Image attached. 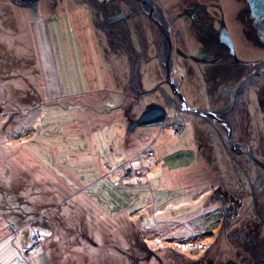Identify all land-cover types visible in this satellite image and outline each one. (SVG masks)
<instances>
[{
    "label": "rangeland",
    "instance_id": "obj_1",
    "mask_svg": "<svg viewBox=\"0 0 264 264\" xmlns=\"http://www.w3.org/2000/svg\"><path fill=\"white\" fill-rule=\"evenodd\" d=\"M124 1L125 3L122 5L120 0H104L103 2L98 0H0V55L4 62H9L12 72L15 69L22 74H25L28 68V70H31L33 67H38L37 56L33 55L28 44H24L23 38L28 36L29 27L31 26L29 23H34L39 18L44 20V17H46L47 22L52 25L51 31H54V26H58L61 22L54 21L57 19L51 17L56 13L59 15L60 8L63 5L67 7L76 6L77 8L88 7L91 11V17H93L90 26H94L95 37L98 35L97 39L109 40L108 47L106 46L105 49V52L109 51V53H104V55L107 57L112 56L114 54L112 49L116 48L115 50H119L121 53L120 60L124 62L128 58V64H131L129 91L126 93L125 100H123V107L128 115L127 132L134 133L137 130H142V133H144L155 130L159 135L160 131H163L156 143L161 144L163 142L162 145L164 146V149H161L160 152L158 144L152 147L150 145L144 147L141 151V157L136 160L138 162L136 168H129L125 164L119 170L107 168L105 173L103 168L106 167L102 168V165L110 161L111 155L92 154L95 151L94 144H91V141L88 140L84 124L83 127L76 128L71 133L60 134L61 137L45 140L36 139V135H39L35 127L40 119V107L29 104L30 102L27 100H24L23 104V99L21 100L23 95L20 92L18 93L20 100L17 99L19 102L11 105L10 101L4 99V96L0 93V217L4 220L3 222H6V219H3L4 217H9V220H12L15 214L19 213L21 215L18 218V226H12L16 239L12 238L13 243L9 240V246L7 248L3 246L0 249V259L2 261H6L5 254L10 256V254L12 255L10 250H14L16 254L20 255L22 263L23 258L30 257L28 259L31 262L30 264L42 262V259L37 260L40 256H43L44 262L42 264H192V261H188L178 252L182 250V253L191 254V256L193 254L192 258L198 259L197 255L207 251L208 246H211L214 242V235H209L207 231L214 229V222H211V220L214 219V216L217 217L215 213L218 212L220 199L217 196L218 184L223 182L220 178H223L226 186H230L229 189L223 191L225 195H236L238 190L242 193V188L239 186V189L235 191L237 188H234L232 183L235 176L242 177V175L240 176V170L235 167L237 164L235 161L240 165L241 159L235 158L225 139H218L219 131L216 129L213 132L217 127H210L209 125L213 124L211 121L193 115L195 120L189 122L191 124L188 130L190 129L195 134V148L193 147V150L195 149L200 155L198 161H196L197 163H188L189 157L180 155L183 153V150L182 152L180 150L182 146L175 145L172 149L170 147L174 140L176 143L179 142L178 139L186 126V122L180 119L179 116V121L172 118L167 126L165 125L169 131L161 127H139L129 130V123L135 121L150 105L166 106L169 101L176 109H180V107L178 101L172 95L170 87L165 82L166 69L164 62L167 54L160 58L158 53V50L163 49L162 44L165 45L166 40L163 39L161 42L154 35L157 41L154 43L149 39V36L153 34L146 28L142 27V32L137 31L139 27L136 26L138 23L140 25V22L139 18L134 16L136 10H139L135 4L136 0ZM155 1L167 11L170 19H176L182 9L194 5L196 2L208 4L214 1L223 10V17L226 19L225 28L229 31L234 42L231 43L235 44L239 56L241 55L243 60L245 59V65L246 61L251 62L247 57L256 61L261 59L264 54L263 51H259L260 47L253 45V43L255 44L254 41L252 43L250 40H246L248 38L246 35L245 39L238 35V27L241 25L232 14L235 3L238 8H241L237 0ZM117 9L120 13L116 11ZM208 11L212 13V10L209 9ZM62 14L59 16H63ZM117 14H120L119 22L122 21V23L108 25V21L118 17ZM65 15L62 18L67 20ZM125 19L127 20L124 21ZM141 22L142 26H147L150 30L147 20L143 19ZM180 27L184 28L183 32L187 35L184 43L186 47L180 40H175L176 33H172L170 39L173 47L171 53L173 80L182 96H185L184 99L187 105L194 108L195 106L202 107V104H205L209 108H214L212 106L214 98L207 99V101L205 98L200 99V91L204 90V87L206 88L204 79L207 76L210 78V75H207L208 72L205 71L208 67L205 64H191L189 67L186 62L187 59L184 58V60L177 54V50L189 49L193 55H197L196 53L200 51V45L193 38L194 33L190 30V27L187 24L184 25L183 22H179L174 30L177 31V28ZM218 27L220 26L216 24V28ZM63 30L58 34L52 32L50 35L49 43L52 48L50 61L56 66L63 89L65 88V91H68L70 87L67 86V82L73 80V93L81 92L86 89L85 67L81 59L75 55V52L69 55L62 50H58V46H62L65 37L72 32L69 28ZM9 35L12 36V42L6 43L2 36ZM69 44H71L70 39L65 42L66 49H68L66 46ZM159 46H161L160 49H158ZM6 49L14 50V54L8 55L5 52ZM108 54L110 55L108 56ZM163 55L160 54V56ZM187 67L190 72L195 70L196 74L190 76ZM7 77L6 73L0 75V79H6ZM4 79L0 81L5 82ZM14 79V82L12 79L11 81L17 86L19 80L16 79V76ZM0 87L2 88V86ZM77 87L78 89H76ZM208 88L210 90L213 88L214 90L219 89L213 83H210ZM152 90L155 91L150 94L149 91ZM164 94L165 96H163ZM16 95L14 92V98L12 99L15 100ZM96 97L101 100L99 96ZM75 101L76 99H73V103ZM101 103H97L92 107V110L83 106L85 113L82 118L84 119L88 114L94 115L98 120L103 118L105 114L102 112ZM80 109L74 107L73 112ZM44 110L47 115L45 122L55 123L53 121L57 111H51L48 114V109ZM53 110L55 109L53 108ZM201 111L209 112V110ZM70 113V111H67L64 114L65 116L62 119L60 117L56 122L65 124L70 123L72 119L73 123L78 122L77 115L73 113V118H71L69 117ZM179 114H181L180 110ZM2 118L4 119L1 122ZM169 124H171L170 128L168 127ZM101 130L95 134L94 143H98L96 149L104 152V142L99 144V141H102L109 134L105 131L108 129ZM47 145H54L57 152H46L45 147ZM161 153L164 155L162 163L160 161ZM153 154L155 155L153 156ZM43 165L53 168L52 172L56 173L57 177L65 180L70 186L69 194L65 196L67 197L66 201H62L67 191L66 188L60 186L43 187L39 183V179L36 177L43 171ZM120 170L121 172H119ZM69 175L73 177V181L68 178ZM112 175L113 178H111ZM176 179H181L182 182ZM128 181L134 182L133 186L136 184L132 188H134L133 192L137 194L132 196V202L128 204L126 201L127 205L122 207L123 197L118 198V196L123 195L121 187L128 184ZM173 184L175 186H172ZM125 186L123 188L126 189ZM179 187L192 191L179 189ZM246 189L244 190L246 191ZM48 190L52 191L49 192ZM191 195L193 196L191 197ZM193 198L194 200H191ZM88 200L96 203L105 212H107L111 201L114 200V205L121 207L116 215L111 218V221L106 222L107 225L109 224V229L104 234L95 230V227L96 229L101 228V222L99 221L101 215L98 219L97 212H94L95 216L93 215L92 210L97 208L92 209L90 203H86ZM195 200H197L199 216L197 212L192 213L191 203H195ZM163 204H165V207L157 213V218L172 217L178 221H188L187 228L176 227L181 232L172 237L175 239L177 236L185 234V232L188 234V239L185 240L187 242L181 241L182 243L179 245L181 250L177 253L167 248L172 246L173 243L169 239V232L160 229L162 223H159V228L156 229L154 227L148 229V227L145 228L143 225L141 227L138 224L137 215L140 211L147 210L151 212L154 209L156 211ZM184 213L188 214L184 215ZM194 215L198 216L194 217L196 220L189 218ZM201 223L207 225L206 229L204 228L205 230L202 229L203 224ZM4 227L6 228V226ZM92 229L93 233H91ZM34 234L43 237L44 241L40 248L35 250L34 254H27V250L30 248V238ZM14 243H17L15 248H13ZM199 244L204 245L203 249L196 248ZM212 247L209 254L215 253V250H217V246L215 247L214 244ZM37 256L39 257L36 258ZM28 260L25 261L28 262ZM27 262L24 264H28ZM215 263L224 264L225 260H216Z\"/></svg>",
    "mask_w": 264,
    "mask_h": 264
},
{
    "label": "flooded vegetation",
    "instance_id": "obj_2",
    "mask_svg": "<svg viewBox=\"0 0 264 264\" xmlns=\"http://www.w3.org/2000/svg\"><path fill=\"white\" fill-rule=\"evenodd\" d=\"M120 2L122 5L125 3L124 0ZM237 2L241 8H238L235 3L232 14L241 25L238 27V35L244 39L245 35L248 38L252 37L246 40L252 43L254 41L253 45L260 47L259 51L264 52V41H260L252 25L255 18H249L251 15L249 3L247 0H237ZM135 4L139 10H136L134 16L139 18L141 25L137 24L136 27H139L137 31L142 32V27L146 28L153 34L149 36V39L154 43L157 42L154 35L161 42L163 39L168 41V43L165 42L166 46L162 44V50L161 46L158 48L160 58L173 52L170 38L174 32L175 40H180L185 46L187 35L183 32L184 28L174 30L179 22L187 24L193 31V38L199 43L200 51H196L197 55H193L189 49L177 50V54L187 59L189 67L191 64H205L208 67L205 71L209 73L207 75H210V78L207 76L204 79L206 88L200 91V99L205 98L207 101L214 98L212 105L214 108H209L202 103V107L194 108L209 110L213 118L203 119L214 124V126L209 125L210 127H217L213 132L216 129L219 131L218 139H225L235 158L241 159L240 165L235 161L237 163L235 167L240 170L242 179L237 175L232 179V183L234 188H237L235 191L240 186L242 193L238 190L236 195L232 194L233 197L225 195L223 191L230 186H226L223 178H220L223 182L218 184L217 196L220 199L218 212L215 213L217 217L214 216L211 220L214 222V229L207 231L209 235H214V242L208 246L207 251L197 255L198 259H188V261H192V264H216V260H225L224 264H264V54L256 61L247 57L251 62L246 61L245 65V59L239 56L235 44L229 48V45L223 42L224 33H226L230 41L234 43L229 31L225 28L226 19L223 17V10L214 1L208 4L196 2L182 9L176 19H170L167 11L155 0H136ZM175 8L177 9L178 6ZM209 9L212 13L208 11ZM116 11L120 13L118 9ZM117 15L116 19L108 21L107 24L122 23V21L119 22L120 14ZM142 18L149 22L150 30L147 26H142ZM216 24L220 27L216 28ZM160 54L164 55L160 56ZM191 71L187 67L190 76L196 74L195 70ZM210 83L215 84L219 89L210 90V87L208 88ZM168 104L172 106L169 101ZM187 106L193 108V106ZM179 110L181 111V109L171 110V119L175 118L179 121V117L180 119L183 117L182 120L186 122L183 130L186 131L191 124L189 122L195 120V117L179 114ZM185 242L187 241L184 240ZM213 244L217 246V250L214 249L215 253L212 252L214 256L211 255L212 253L209 254Z\"/></svg>",
    "mask_w": 264,
    "mask_h": 264
},
{
    "label": "crops",
    "instance_id": "obj_3",
    "mask_svg": "<svg viewBox=\"0 0 264 264\" xmlns=\"http://www.w3.org/2000/svg\"><path fill=\"white\" fill-rule=\"evenodd\" d=\"M61 11H59V15H62L67 17V20H64L62 17L54 15L51 18H55L57 20L54 21H60L61 24L58 26H54V31H51L52 25L51 23H48L46 17H44V20H41L42 18H39L34 23H29L31 26L29 27V33L28 36H25L23 39L25 41L24 44H28L30 47L33 55L37 56V63L38 67H33L31 70L26 71L25 74H22L14 69V72H12V67L9 66V62H4V59L0 55V75L6 73L8 77L4 79L5 82H1L0 86V93L4 96V99L10 101L11 105H15V102L20 100L18 93L20 92L22 96L21 100L29 101V104H33L36 107H40V119L37 122V125L35 129L37 130V133L39 135H36V139H49V138H56L61 137V135H66L67 133H71L74 129H79L81 126L83 127V124L85 125L84 128L86 129V133L88 134V140L91 141V144H94L95 151L92 153L94 155H98L99 153L108 154L111 155V159L109 162L104 163L102 165V168L105 166L106 168H103L105 170V173L107 171V168L109 169H117L119 170L123 165H127L129 168H136L137 163L136 160L139 159L142 155L141 151L144 147L150 145L151 147L156 143L160 135L163 133V131H160V134L158 135L155 130H149L148 132L142 133V130H137L134 133H128L126 130L127 124H128V115L125 112V108L123 107V100H125V97L127 96V92L129 91V74L131 69V64L129 62V59L121 61L120 55L121 53L119 50H113L114 54L110 57H107L104 55V53H109V51L105 52L106 46L108 47L109 40H100L95 37V29L94 26L91 25V20L93 17H91V11L88 9V7H81L77 8L76 6H62L60 8ZM81 10V11H80ZM60 17V19H59ZM48 18V17H47ZM63 21H62V20ZM93 21V20H92ZM70 29L71 34L69 36L65 37L64 44L62 46H58V50H62L65 53H68L69 55L73 54L75 52V55H77L81 62H83V66L85 67L86 76L85 78V85L86 89L81 92L73 93V80L67 82V86L70 87L68 91H65V88L63 89V86H61L58 73L56 70V66L51 60L52 55V48L50 45V35L51 33H57L60 32L63 29ZM64 31V30H63ZM12 32V31H11ZM61 37L62 35L59 34ZM1 37V36H0ZM4 37V41L6 43L12 42V36H2ZM70 43L68 46H66L68 49L65 48V42L67 40ZM97 39V40H96ZM105 45V47H104ZM26 46V45H25ZM54 50V49H53ZM56 50V49H55ZM54 50V51H55ZM110 50V49H109ZM34 51V52H33ZM5 52L9 54H14V50H5ZM11 55V56H12ZM110 54H108L109 56ZM7 56V55H5ZM4 56V57H5ZM105 58H107L105 60ZM129 66H128V65ZM128 66V67H127ZM36 69V70H34ZM11 74V76H9ZM14 75V77H13ZM24 75V76H23ZM16 76V79L19 80V84L16 86L14 82V78ZM0 79V80H1ZM12 79V81H11ZM4 83V84H2ZM4 86V87H3ZM16 87V88H15ZM78 89V87L76 88ZM64 90V91H63ZM80 91V90H78ZM14 92L17 94V98L14 100ZM102 94V96H101ZM15 96V97H16ZM96 96H99L101 100L97 99ZM73 99H76V101L73 103ZM102 102V112H104L105 115H103V118L97 119L94 115H86L84 119L82 116L84 115L85 111L83 110V106H85L87 109L92 110V107H94L97 103ZM114 102V103H113ZM18 106V105H17ZM81 108L77 112H73V108ZM48 109V114L51 111H57V114L55 116V120L52 122H45L46 120V112L44 109ZM53 108L55 110H53ZM67 111H70L69 117L73 118V113L77 115L78 122L73 123V119L70 123L61 124L60 122H56L60 117L61 119L64 114L67 113ZM87 114V113H86ZM139 114V113H138ZM75 117V116H74ZM4 118H2L1 122ZM182 119H184L182 117ZM63 121V120H62ZM61 121V122H62ZM15 128V127H13ZM101 129H108L106 133L109 134V136H106L103 138L101 142H104L105 150L104 152L96 149L98 143H94V137L97 134V131H102ZM166 130L167 127H165ZM169 131V130H168ZM188 131V132H187ZM77 133V132H76ZM59 134V136H58ZM61 134V135H60ZM194 132H192L190 129L186 131H182L180 138L178 139L179 142L176 143L175 140L173 141L172 145L170 146L171 149L173 146H182L180 147V150L183 153L180 155H186V157H189L188 163H197L198 158L200 155L196 152V150H193V147L195 148V136ZM186 138V139H185ZM100 140V139H99ZM114 142V144H113ZM161 144H158L159 152L161 149H164V146ZM182 143L181 145H179ZM150 146L148 147L150 149ZM147 148V149H148ZM46 152L48 153H56L54 145H47L45 147ZM178 150V149H176ZM27 152H30L26 150ZM25 151V152H26ZM179 151V150H178ZM186 151V152H185ZM24 152V153H25ZM168 152V151H167ZM175 152V150H173ZM172 152V153H173ZM32 153V152H30ZM155 153V152H154ZM155 154H153L154 156ZM94 159V157H92ZM164 158V155L161 153V163L162 159ZM103 162V161H102ZM101 162V163H102ZM160 163V162H159ZM184 165V164H183ZM44 168V169H43ZM43 171L41 174H39L36 178L39 179V183L43 187H64L67 189V191L64 194V198L62 201H66L65 196H68L69 194V185L68 183L63 180L60 177H57L56 173L52 172L53 168H50L43 165ZM121 172V170L119 171ZM118 172V173H119ZM110 177V176H109ZM71 181H73V177L69 175L68 177ZM113 178V175L112 177ZM177 180V179H176ZM181 182L182 180L179 179ZM177 180V181H179ZM184 180V178H183ZM128 184H125L126 187L122 188V194H120L119 197H123L122 200V207L132 202L133 197L135 196V192H133L134 182L128 181ZM172 186H175L174 184ZM199 186V183H198ZM58 188V187H57ZM182 188L186 191H189L186 188L179 187V189ZM49 191V190H48ZM52 191V190H50ZM49 191V192H50ZM56 191V190H54ZM53 191V193H55ZM192 191V190H191ZM189 191V192H191ZM52 193V192H51ZM195 195V194H193ZM191 195V197L193 196ZM132 198V199H131ZM194 198H196L194 196ZM191 199V200H194ZM155 200V197L153 198ZM86 203H90V207L97 208L93 211V215L95 216L94 212H97V219L100 216L99 221L101 222L99 228L95 230L98 233L104 234L109 229V223L111 221V218L116 215L117 211L121 209L119 205H114L115 200L111 201L107 212L101 210L99 206L92 202V201H86ZM197 200H195V203H191L193 210L192 213L197 212L198 215V205L196 204ZM165 204L159 206L156 211L151 210L150 211H140V213L137 215L138 217V224L142 227V225L148 229H154L159 228V223H162L160 226V229H165L169 232V239H171V242L173 243L172 246H168L167 248L178 252L181 250L180 243L181 241H184L188 239V234L185 232V234H181L177 236L175 239H173V235L180 234L181 231L177 230L176 227L182 226L183 228H187L188 221H178L176 219H173L172 217L169 218H157V213L162 209H164ZM89 208V207H88ZM161 208V209H160ZM162 213V212H160ZM188 213H184V215H187ZM183 215V216H184ZM197 215L190 216L189 218L195 219L198 217ZM21 215L19 213L14 215V218L12 220H9V217H4L3 219H6V222H3L4 220L0 217V249L7 248L8 241L11 240V243H13V239L15 238V233L12 231V226L17 227L18 218ZM195 217V218H194ZM96 220V219H95ZM22 222V221H21ZM98 223V222H97ZM203 224L202 229H204L205 223ZM6 226V228L4 226ZM16 225V226H15ZM99 225V224H98ZM4 227V228H3ZM206 229V228H205ZM10 230V232H8ZM186 231V229H185ZM152 232V230H151ZM93 233V229L91 231ZM16 239V238H15ZM96 240V239H95ZM180 240V241H179ZM97 242V241H96ZM15 244V243H14ZM13 246V244H11ZM17 243L14 245L13 248ZM93 246V245H92ZM180 249H179V248ZM11 248V246H10ZM182 251V250H181ZM181 251L178 252V254H181L187 259H195L191 258L190 254H184ZM12 255L5 254L6 255V261H2L0 259V264H24L29 258H23V263L21 262V257L17 253H15L14 250H10ZM37 256L36 258H38ZM43 261V256L39 257L40 260ZM36 261V260H35ZM42 262H38L35 264H42ZM30 264L31 262L28 260L27 262Z\"/></svg>",
    "mask_w": 264,
    "mask_h": 264
},
{
    "label": "water",
    "instance_id": "obj_4",
    "mask_svg": "<svg viewBox=\"0 0 264 264\" xmlns=\"http://www.w3.org/2000/svg\"><path fill=\"white\" fill-rule=\"evenodd\" d=\"M99 2H103L104 0H98ZM250 5L251 15L250 17H254L255 20L252 21L253 27L256 29L258 37L261 42L264 41V0H247ZM223 42L228 44L230 48H232V43L226 33H224ZM164 66L166 69V84L170 87L172 95L175 97V100L178 101V106L180 107V113L185 115H196L201 118H213V116L209 112H203L196 108H189L185 102L184 97L180 93L176 83L173 80V64L171 54L168 53L165 57ZM158 88V87H157ZM156 88V89H157ZM155 89V90H156ZM155 90L149 91L151 94ZM147 93V94H149ZM165 96V94L163 95ZM162 105H150L146 107V109L135 119V121H131L129 123V130L135 128H156L161 127L165 128L167 123L171 120V110L176 109V107L171 104ZM174 107V108H173ZM178 109V108H177ZM171 124L168 125V127ZM170 128V127H169Z\"/></svg>",
    "mask_w": 264,
    "mask_h": 264
},
{
    "label": "built area",
    "instance_id": "obj_5",
    "mask_svg": "<svg viewBox=\"0 0 264 264\" xmlns=\"http://www.w3.org/2000/svg\"><path fill=\"white\" fill-rule=\"evenodd\" d=\"M44 241L43 237H39L37 235H32V237L30 238V248L27 250V254H34L35 250L39 249L40 246L42 245ZM204 245H197L196 248L197 249H203Z\"/></svg>",
    "mask_w": 264,
    "mask_h": 264
}]
</instances>
